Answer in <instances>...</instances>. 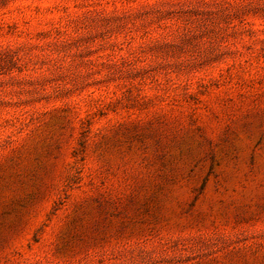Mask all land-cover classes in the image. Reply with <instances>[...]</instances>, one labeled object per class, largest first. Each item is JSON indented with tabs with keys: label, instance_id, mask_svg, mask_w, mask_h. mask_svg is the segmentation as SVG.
Wrapping results in <instances>:
<instances>
[{
	"label": "rangeland",
	"instance_id": "374dc122",
	"mask_svg": "<svg viewBox=\"0 0 264 264\" xmlns=\"http://www.w3.org/2000/svg\"><path fill=\"white\" fill-rule=\"evenodd\" d=\"M0 264H264V0H0Z\"/></svg>",
	"mask_w": 264,
	"mask_h": 264
}]
</instances>
